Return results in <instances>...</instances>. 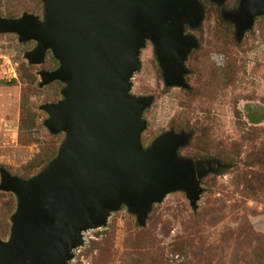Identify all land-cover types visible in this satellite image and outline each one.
I'll list each match as a JSON object with an SVG mask.
<instances>
[{
	"label": "rangeland",
	"instance_id": "rangeland-1",
	"mask_svg": "<svg viewBox=\"0 0 264 264\" xmlns=\"http://www.w3.org/2000/svg\"><path fill=\"white\" fill-rule=\"evenodd\" d=\"M199 2L205 11L200 25L184 24L198 42L185 60L188 87L165 83L147 41L130 93L153 98L143 113L144 148L165 133H185L180 157L221 166L200 179L196 207L185 190H176L152 205L145 225L126 205L111 212L105 225L84 232L69 264H264V15L239 40L223 13L236 10L240 0ZM25 12L43 19L44 2L0 0L2 17ZM36 46L18 34H0V167L23 178L43 169L66 138L48 129L42 108L64 99L66 83L41 85L40 72L60 62L48 50L43 63H30L25 55ZM16 206V195L0 190L3 240Z\"/></svg>",
	"mask_w": 264,
	"mask_h": 264
},
{
	"label": "water",
	"instance_id": "water-1",
	"mask_svg": "<svg viewBox=\"0 0 264 264\" xmlns=\"http://www.w3.org/2000/svg\"><path fill=\"white\" fill-rule=\"evenodd\" d=\"M45 15L25 12L0 16V34L36 41L26 53L32 64L48 50L59 60L42 70V82L66 83L64 99L46 103L45 125L66 132L57 155L28 178L0 167V190L16 195L7 240L0 238V264H69L84 244V232L107 223L126 205L145 225L152 205L172 191L185 190L194 207L200 179L221 166L217 160L194 162L178 154L189 135L168 132L144 148L145 109L153 98L130 93L141 69L140 52L151 41L167 85L188 87L185 60L205 11L199 0H42ZM222 5L225 0H212ZM224 17L237 26L240 40L264 15V0H240Z\"/></svg>",
	"mask_w": 264,
	"mask_h": 264
},
{
	"label": "trees",
	"instance_id": "trees-1",
	"mask_svg": "<svg viewBox=\"0 0 264 264\" xmlns=\"http://www.w3.org/2000/svg\"><path fill=\"white\" fill-rule=\"evenodd\" d=\"M28 177H30V176H28Z\"/></svg>",
	"mask_w": 264,
	"mask_h": 264
}]
</instances>
